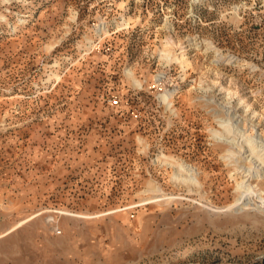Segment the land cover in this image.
<instances>
[{
    "label": "rangeland",
    "instance_id": "1",
    "mask_svg": "<svg viewBox=\"0 0 264 264\" xmlns=\"http://www.w3.org/2000/svg\"><path fill=\"white\" fill-rule=\"evenodd\" d=\"M226 123L264 138V0H0V264H264Z\"/></svg>",
    "mask_w": 264,
    "mask_h": 264
},
{
    "label": "bare ground",
    "instance_id": "2",
    "mask_svg": "<svg viewBox=\"0 0 264 264\" xmlns=\"http://www.w3.org/2000/svg\"><path fill=\"white\" fill-rule=\"evenodd\" d=\"M185 52L186 51H183V52L180 53V55H177L179 57L176 56L175 60L179 61V63L182 62V64H183L184 60H185V56H186ZM133 75H134V73H133ZM137 84L140 85L139 83H137ZM169 99H170V94L166 93V94H164L162 96V100L164 101V103H166L167 105L170 106L171 103H170ZM227 124L228 123H226V125L224 127V130H225L224 133L217 132L216 136H215V138L218 141H224L225 140L224 142H226L227 144H229L231 146V148L229 147L230 149L228 151H226L227 154H226V156L224 158L230 164H233L234 161H235V163L237 162L236 160H234V158L235 159L237 158L236 157L237 155L242 156L244 154H248L246 158H251V159H249L252 162L251 163L249 161L250 165L251 164L252 165L254 164V165L253 166L252 165L251 166H247L245 164V162L243 161V159L241 158V160L243 161L242 162L243 166H242V164H241V166H242V168H244V170H246L245 172H247L246 177H249L254 172H256L255 177L259 178V176H261L260 174L264 173V172L262 173V171H261V170L264 169V138L262 137L261 134H258V133L256 134L255 133V134H248V135L242 134L243 135L242 136L243 137L242 141L239 140V138L237 140H229L228 137H226L225 134L231 135V133L233 132L232 129L235 126H233L232 123H231L232 124L231 126L229 124L228 125ZM229 126L232 129H230ZM231 130H232V132H231ZM237 160H238V158H237ZM168 164L170 166H172L173 168H175V173H174V176H173L174 180L182 181L185 184L192 185V186H199L200 185V182L198 180L199 173H198V171H197V169L195 167H193V166H191L189 164H184V163L176 164L174 162L173 163L169 162ZM238 167H240V166H238ZM260 167H262V168H260ZM257 188L258 187L254 186L252 183L248 184V180L247 181L246 180L239 181L237 183V192L239 193V198L237 199L236 203L234 205H232V206L234 207L236 205L239 208V210H245L247 207L249 208V206L254 204L256 209H259V210L264 212V195ZM146 192H148V193H159V192H161V189L159 187L155 186V187L149 188V190H147ZM157 196H159V195H157ZM253 197L255 199H253ZM251 199L254 200L253 203H252ZM63 213H65V212L63 211Z\"/></svg>",
    "mask_w": 264,
    "mask_h": 264
},
{
    "label": "built area",
    "instance_id": "3",
    "mask_svg": "<svg viewBox=\"0 0 264 264\" xmlns=\"http://www.w3.org/2000/svg\"><path fill=\"white\" fill-rule=\"evenodd\" d=\"M112 102H113L114 104L118 103V101H117V100H112Z\"/></svg>",
    "mask_w": 264,
    "mask_h": 264
}]
</instances>
